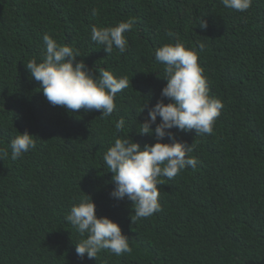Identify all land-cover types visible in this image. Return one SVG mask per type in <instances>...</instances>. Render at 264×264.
Masks as SVG:
<instances>
[{"label": "trees", "instance_id": "16d2710c", "mask_svg": "<svg viewBox=\"0 0 264 264\" xmlns=\"http://www.w3.org/2000/svg\"><path fill=\"white\" fill-rule=\"evenodd\" d=\"M130 17L136 22L125 33V53L107 55L91 41L92 26ZM46 33L77 50L93 75L103 67L130 77L111 116L46 100L25 66L42 59ZM176 39L197 49L209 95L224 106L211 135L171 129L198 164L161 177V211L131 220V201L109 195L114 184L103 155L118 136L141 147L155 142L154 133L137 130L148 107L168 102L154 53ZM120 118L125 128L117 133ZM24 131L35 148L13 160L10 142ZM0 148L9 151L0 159V264H264V0L245 12L221 0H0ZM85 194L97 216L119 224L131 253L76 255L81 236L65 216Z\"/></svg>", "mask_w": 264, "mask_h": 264}, {"label": "clouds", "instance_id": "9594fccd", "mask_svg": "<svg viewBox=\"0 0 264 264\" xmlns=\"http://www.w3.org/2000/svg\"><path fill=\"white\" fill-rule=\"evenodd\" d=\"M225 8L245 12L251 7L252 0H221ZM92 16L98 15L93 8ZM135 18L120 21L114 26L91 28V41L101 46L107 55L114 49L123 54L128 41L125 33L129 32ZM201 29L207 27V21L200 19L197 23ZM169 37L176 34L169 32ZM46 45L40 62L35 58L25 66L31 77L38 82L46 100L52 106H62L69 112L99 111L102 117H109L116 105L117 93L129 87L130 77L117 78L114 74L96 67V75L84 63L77 60L80 53L67 44L60 45L49 34H44ZM203 51V44L200 45ZM155 60L163 65L166 84L160 96L163 99L148 107L147 118L140 122L137 130L140 134L153 135L154 143H145L143 147L128 134L124 138L114 139L103 155L108 171L112 173L114 187L110 197L115 200L127 199L134 205L131 220L147 218L161 211L158 201V185L161 177L172 179L186 167L195 169L198 160L190 156L193 151L189 144L178 140L171 129L192 131L196 134L211 135L216 118L220 115L223 102L209 95V86L203 75V68L198 63L196 48L186 47L176 39L157 48ZM147 107L145 103L139 112ZM157 117L160 118L157 123ZM152 125H155L154 129ZM117 133L125 128L124 118L114 124ZM129 132V131H128ZM170 142H163L165 137ZM11 159L15 160L30 149L35 148L34 135L24 131L10 142ZM9 155L8 148H0V159ZM80 234L81 239L75 243L76 255L80 258L96 259L101 250H108L116 256L131 253L128 237L122 233L117 222L107 216H97L95 204L85 194L78 203L71 206L65 216Z\"/></svg>", "mask_w": 264, "mask_h": 264}]
</instances>
